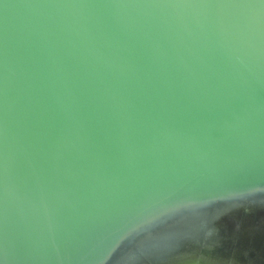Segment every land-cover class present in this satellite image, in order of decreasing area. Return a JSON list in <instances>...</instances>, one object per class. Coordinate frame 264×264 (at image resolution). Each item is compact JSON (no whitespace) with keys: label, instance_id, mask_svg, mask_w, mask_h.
I'll use <instances>...</instances> for the list:
<instances>
[{"label":"water","instance_id":"1","mask_svg":"<svg viewBox=\"0 0 264 264\" xmlns=\"http://www.w3.org/2000/svg\"><path fill=\"white\" fill-rule=\"evenodd\" d=\"M0 264H264V0H0Z\"/></svg>","mask_w":264,"mask_h":264}]
</instances>
